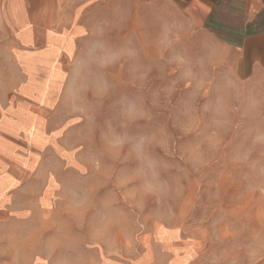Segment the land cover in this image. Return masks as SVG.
Here are the masks:
<instances>
[{"label":"clouds","instance_id":"obj_1","mask_svg":"<svg viewBox=\"0 0 264 264\" xmlns=\"http://www.w3.org/2000/svg\"><path fill=\"white\" fill-rule=\"evenodd\" d=\"M121 24L94 26L86 33L89 40L80 57L70 65L63 104L70 116L84 124L77 134L83 148L72 167L79 172L90 162L94 165L97 134L113 157L127 146L126 159L139 162L119 184L139 182V187L127 193L126 199L135 201L129 207L142 212L147 201L155 199L163 204L157 213L173 218L168 201L180 200L186 192L180 210L183 219L196 198L191 177L202 174L217 153H222L232 167L229 178L243 182L249 196L259 192L257 219L264 230V134L250 139L255 128L264 127V74L256 81L242 78L240 57L233 56L231 47L215 36H201L195 21L161 20L157 37L138 32L133 39L116 44L111 32L121 30ZM125 63L130 65L126 83L134 93L121 98L115 124L101 126L97 117L103 102L119 86L109 70ZM156 81L159 84L153 87ZM137 119L152 122L153 131L139 137L116 134V127L125 129ZM83 183L75 174L64 180L67 211L76 218L91 206L94 189L81 188ZM114 204V200L105 202L97 238L113 226L129 222ZM74 243L62 233L50 244L49 255Z\"/></svg>","mask_w":264,"mask_h":264},{"label":"crops","instance_id":"obj_2","mask_svg":"<svg viewBox=\"0 0 264 264\" xmlns=\"http://www.w3.org/2000/svg\"><path fill=\"white\" fill-rule=\"evenodd\" d=\"M122 13L129 17V30L139 26L150 38L151 31L160 33L161 20L195 21L201 36H215L240 57L242 78L256 81L264 74V0H82V45L87 30L110 26ZM75 14L71 0H0V31L8 36L4 54L14 64L12 70H0V264L40 263L39 228L66 188L65 177L76 173L72 166L80 151L70 144L75 117L63 104L68 75L63 63L74 55L79 35ZM91 14L110 16L91 27L85 22ZM135 14L142 25H135ZM24 60L27 70L53 71L50 77H62L61 84L44 93L32 79L42 75L24 70ZM72 250L68 253L78 256L67 264H82V248ZM99 254L96 264H155L147 251L126 262H104ZM180 254L168 251L165 264ZM47 264L56 263L48 259Z\"/></svg>","mask_w":264,"mask_h":264},{"label":"rangeland","instance_id":"obj_3","mask_svg":"<svg viewBox=\"0 0 264 264\" xmlns=\"http://www.w3.org/2000/svg\"><path fill=\"white\" fill-rule=\"evenodd\" d=\"M71 6H75V18L73 27L79 29V35L75 40L74 55L64 61V70L69 72L70 65L80 57V54L89 40L86 35L82 45V0H71ZM62 9V7H61ZM93 10V7L88 9ZM118 21H122L121 30H113L111 37L114 43L121 44L125 40L133 39L138 32H143L139 26L129 30V21L126 13L120 14ZM107 15H87L85 22L93 27L96 22L109 18ZM133 16V15H132ZM136 17L135 25L138 24ZM127 17V18H126ZM142 25V22L140 24ZM93 29V28H92ZM159 35L157 30L151 31V38ZM8 37L4 31H0V70H12L14 64L8 61L4 54V39ZM26 61L22 67L31 75H42L41 78L33 76L40 88L45 93L62 82L59 79L50 77L53 71H29L26 68ZM113 81L119 86L104 100L101 111L97 117L101 126L106 123L115 124L114 117L119 111L121 98L125 95L131 97L134 89L126 83L130 65L125 63L116 65L110 70ZM51 79H50V78ZM53 81V82H52ZM159 84L156 81L153 87ZM74 117V116H73ZM71 127V148L80 151L83 145L78 143V133L83 129L84 124L75 117ZM153 131V124L150 121L137 119L127 124L125 129L115 128L116 134L126 133L129 136L139 137L148 135ZM34 131H31L33 133ZM38 132V131H37ZM264 134V127L255 128L250 135L255 138ZM231 134H229L230 136ZM227 139V137H226ZM224 151H228L225 149ZM159 154V150H157ZM128 154L127 146L118 157H113L105 149L104 143L96 138V151L92 157L93 163L82 167L80 172L67 175L65 179L73 174L81 176L84 183L81 188H93L91 195V206L88 211L79 218L71 216L67 207L69 200L65 196L67 188L60 191L56 198L52 211L48 212V222L39 228L43 232L39 235V264H47L48 259L56 264L67 262L70 257L78 256L68 251L73 248H82V264L98 263L99 253L102 252L104 262L128 261L129 258H137L142 252L147 251L150 262L165 264L168 258L167 252L178 251L182 258L176 257L177 261L171 264H264V254L261 253V245L264 244V230L261 229L257 219L260 210L259 192L249 196L247 186L243 183H234L229 178L232 172L231 165H227L222 153H217L216 159L204 169L202 174H193L192 190L195 193L191 211L180 219L183 196L180 200H169L172 206V217L158 214L157 210L163 204H157L155 199H149L142 212H138L129 204L135 203L126 199L127 193L139 187V182L120 187V180L123 175L139 167V162L134 159H126ZM64 179V180H65ZM64 184V183H63ZM114 200L113 207L118 208L129 222H121L113 226L103 237L97 238L95 233L103 222L104 204L106 201ZM211 205V207H210ZM216 210L213 211L212 209ZM148 217L147 219H145ZM62 233H67L75 242L72 246L57 248L49 255L50 244ZM163 239L176 241V244H162ZM37 241V240H36ZM177 249V250H174ZM186 256V257H185ZM188 257V259H187Z\"/></svg>","mask_w":264,"mask_h":264}]
</instances>
